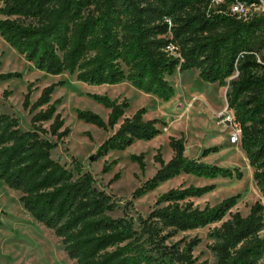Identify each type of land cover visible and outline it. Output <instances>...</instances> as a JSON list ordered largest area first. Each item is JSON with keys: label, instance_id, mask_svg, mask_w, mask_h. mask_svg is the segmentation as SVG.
<instances>
[{"label": "trees", "instance_id": "obj_1", "mask_svg": "<svg viewBox=\"0 0 264 264\" xmlns=\"http://www.w3.org/2000/svg\"><path fill=\"white\" fill-rule=\"evenodd\" d=\"M212 1L0 0V36L35 68L48 74L67 71L87 84L129 81L144 92L168 98L173 87L166 77L194 68L199 79L227 85V106L241 127L240 146L264 199V16L239 19L229 11L232 0L216 5ZM20 76L18 71L0 72V80ZM62 84L59 80L43 86L33 102L31 83L27 85L22 107L31 114L28 129L19 126L17 117L0 112V180L20 192L23 208L53 230L76 264H205L196 263L192 254L200 238L192 237L179 247L169 240L172 232L220 221L240 193L199 207L192 198L212 191L214 183L172 187L156 197L146 214L134 211L133 198L182 173L240 179L242 171L201 160L217 146L203 149L200 157H188L185 139L169 136L171 157L164 161L158 148L153 155L159 164L155 173L119 204L121 198L97 187L77 158L70 156L68 168L51 156L69 132L56 112L59 98L51 100L55 87ZM90 96L109 108L107 119L79 108L77 117L102 129L117 125L98 145L95 158L161 133L164 122L144 118V107L124 116L127 98ZM45 121H50L48 127L42 125ZM130 159L144 171L143 152ZM114 162H104L102 171ZM117 177L114 174L111 181ZM115 208L122 215L111 216ZM207 236L215 264H261V200L254 201L246 215L231 213Z\"/></svg>", "mask_w": 264, "mask_h": 264}, {"label": "rangeland", "instance_id": "obj_2", "mask_svg": "<svg viewBox=\"0 0 264 264\" xmlns=\"http://www.w3.org/2000/svg\"><path fill=\"white\" fill-rule=\"evenodd\" d=\"M261 53H264V47ZM9 71H18L21 76L0 80V112L17 117L22 129L31 127V114L22 107L27 85L31 83L29 100L33 102L43 86L63 81L62 85L55 87L51 100L59 98L56 112L63 118V127H68L69 132L64 137V144L55 147L51 151V156L68 168H71L70 156L77 158L83 170L89 171L95 177L97 187L121 198L119 204L130 199L133 190L155 173L159 164L153 160V155L158 148L164 161L171 157L173 152L168 144L169 136H182L185 139L184 154L188 157H200L203 149L217 146V151L205 156L207 160L205 162L238 167L242 171L240 179L204 178L182 173L133 198L134 211L146 214L152 209L156 197L172 187L214 183L215 188L212 191L192 198L194 204L199 207L215 204L236 193L241 194L237 203L220 221L172 232L169 240L177 242L179 247L192 237L200 238L192 249L196 263L205 261V264H215L209 249L212 240L207 236L215 226H219L221 221L229 218L235 211L246 215L250 205L258 199L264 206V199L252 177L253 169L247 162L240 142L234 144L228 142L227 131L217 122L219 112L224 107L228 108L225 97L227 85L220 86L218 82L199 79L197 69L192 68L167 76L173 93L168 98H162L155 93L138 89L129 81L95 85L78 81L67 71L48 74L35 68L31 61L25 59L0 36V72ZM90 94H107L110 98L118 100L127 98L129 106L124 116H129L136 109L144 107L146 109L144 118H158L164 122L159 125L161 133L150 140H136L123 150H112L95 158L94 153L98 145L116 129L117 125L102 129L77 117L75 109L79 108L94 111L104 120L107 119L109 108L93 99ZM49 123L50 121H45L42 125L48 127ZM47 137L52 138L49 135ZM141 152L145 161L143 172L140 171L138 164L130 159L131 154ZM112 160L115 162L108 171L103 172V163ZM116 173L118 177L111 181ZM19 196L18 190L9 188L0 180V264H76L74 259L66 255L61 239L53 230L37 222L23 208ZM109 214L116 217L122 215V212L115 208ZM261 264H264V259Z\"/></svg>", "mask_w": 264, "mask_h": 264}, {"label": "built area", "instance_id": "obj_3", "mask_svg": "<svg viewBox=\"0 0 264 264\" xmlns=\"http://www.w3.org/2000/svg\"><path fill=\"white\" fill-rule=\"evenodd\" d=\"M223 0H213L214 5L222 3ZM229 11L239 19H249L252 16H264V0H232ZM258 61L259 58H258ZM217 122L227 131V140L231 143H238L241 133L239 123L234 119L232 110L224 107L217 115Z\"/></svg>", "mask_w": 264, "mask_h": 264}, {"label": "crops", "instance_id": "obj_4", "mask_svg": "<svg viewBox=\"0 0 264 264\" xmlns=\"http://www.w3.org/2000/svg\"><path fill=\"white\" fill-rule=\"evenodd\" d=\"M201 160L207 161V160H205V156L204 157H201ZM189 176H192V175H189Z\"/></svg>", "mask_w": 264, "mask_h": 264}]
</instances>
